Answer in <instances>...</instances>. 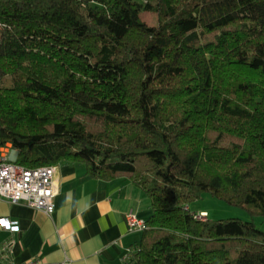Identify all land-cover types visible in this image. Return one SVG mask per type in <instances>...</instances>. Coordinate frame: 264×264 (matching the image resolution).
<instances>
[{
	"label": "trees",
	"instance_id": "obj_1",
	"mask_svg": "<svg viewBox=\"0 0 264 264\" xmlns=\"http://www.w3.org/2000/svg\"><path fill=\"white\" fill-rule=\"evenodd\" d=\"M130 179L152 214L130 264H264V0H0V147Z\"/></svg>",
	"mask_w": 264,
	"mask_h": 264
},
{
	"label": "crops",
	"instance_id": "obj_2",
	"mask_svg": "<svg viewBox=\"0 0 264 264\" xmlns=\"http://www.w3.org/2000/svg\"><path fill=\"white\" fill-rule=\"evenodd\" d=\"M58 183L51 215L0 200V216L21 225L19 232L0 227V264H126L129 249L141 240L129 230L126 214L133 209L147 220L153 211L146 194L126 177H91L82 163H60Z\"/></svg>",
	"mask_w": 264,
	"mask_h": 264
},
{
	"label": "built area",
	"instance_id": "obj_3",
	"mask_svg": "<svg viewBox=\"0 0 264 264\" xmlns=\"http://www.w3.org/2000/svg\"><path fill=\"white\" fill-rule=\"evenodd\" d=\"M60 164H51L27 168L17 163V150L11 144L0 147V200L10 203L25 202L29 206L45 211L51 215L55 211V196L59 191L58 175ZM198 219H206L208 213H196ZM131 232L142 234L147 228V220L131 209L126 214ZM0 227L11 232H19L18 220L0 216ZM137 246L131 247L125 257L130 264ZM25 264H46L42 260H33ZM65 264V263H61Z\"/></svg>",
	"mask_w": 264,
	"mask_h": 264
},
{
	"label": "rangeland",
	"instance_id": "obj_4",
	"mask_svg": "<svg viewBox=\"0 0 264 264\" xmlns=\"http://www.w3.org/2000/svg\"><path fill=\"white\" fill-rule=\"evenodd\" d=\"M191 209L196 212L207 210L208 217L212 219L240 218L245 221H254L264 231V216L253 215L247 208L232 205L209 192H204L199 200L192 203Z\"/></svg>",
	"mask_w": 264,
	"mask_h": 264
}]
</instances>
